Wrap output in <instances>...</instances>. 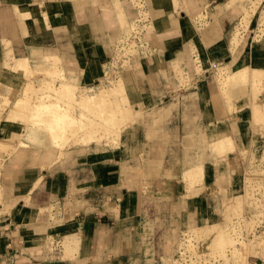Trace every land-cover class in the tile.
Wrapping results in <instances>:
<instances>
[{
	"label": "crops",
	"instance_id": "0c3cea01",
	"mask_svg": "<svg viewBox=\"0 0 264 264\" xmlns=\"http://www.w3.org/2000/svg\"><path fill=\"white\" fill-rule=\"evenodd\" d=\"M173 1L142 0L150 35L141 67L133 71L138 92L131 98L151 109L173 97L160 107L174 106L172 111L152 139L143 129L141 150L133 155L123 157L119 148L91 149L63 166L20 169L0 208V264H164V242L156 235L212 222L222 202L242 184L251 165L245 151L264 150V131L255 132L244 96L233 100L235 108L229 111L207 73L212 63L227 62L230 70L257 65L264 53L258 45L251 50L244 43L231 52L227 34L240 15L230 7L219 11L218 5L228 0ZM25 7L29 15L21 17L16 10ZM199 12L208 17L195 23ZM100 14V5L90 0L78 8L71 0H0V64L3 41L11 43L18 58L26 55L29 43L58 54L87 85L95 83L104 75L108 57L103 39L108 26ZM114 31L110 39L118 38ZM185 52L205 74L195 72L188 87L173 80L170 67ZM261 104L264 110V96ZM222 133H231L234 149L226 156L212 155L204 164L203 185L189 190L182 177L186 139L199 145L201 135ZM151 160H163L158 175L150 171ZM138 171L144 174L141 180L134 176ZM7 180L3 175V186L10 184ZM50 206L51 211H43ZM70 233L78 242L66 254L61 241Z\"/></svg>",
	"mask_w": 264,
	"mask_h": 264
},
{
	"label": "rangeland",
	"instance_id": "374dc122",
	"mask_svg": "<svg viewBox=\"0 0 264 264\" xmlns=\"http://www.w3.org/2000/svg\"><path fill=\"white\" fill-rule=\"evenodd\" d=\"M73 1L74 3H78V2L81 3L84 0H73ZM90 1L93 3L94 6L100 5L101 9H104V10L107 9L110 12L108 19L105 20L108 26V27H105L106 28L105 30H107V33L105 35L103 34L104 45L108 53V57H107L108 61L105 59L104 67H103L104 75L100 77L97 81H95V83L87 85L86 83H84L80 74H77L74 69H69L71 72L70 75H74V77L77 76L76 80L70 81L69 83H67V85L69 84L68 86L70 87L67 86L66 87L67 90L66 88L63 87V89L66 91H64L61 88L63 92L60 93L62 91L59 89V86L61 84L60 81L65 76H69V71L66 72V70L64 71L61 69L60 66L63 65L62 64L63 60H61L58 54H56L55 52H52L51 50L38 52L36 57L34 59L31 58L30 60V64L28 65V68L30 69L20 70L19 75L21 77L16 79L15 81V85H18L19 88H24L25 86L27 87L29 86L28 88L27 87L25 88V90L27 89L25 91L27 95L25 93L23 94L16 93L14 92V90L11 91L10 89H7V85H4L5 87L2 86L4 87L3 88L4 90L2 91L3 94H0V123L1 122H4V123H2V125L0 124V129L2 130L3 128V132H0V138H4V139L20 138L22 139V137H20L21 136L20 132L17 133L15 129V128H18V126L20 125L18 120L12 119L14 117L13 115H12L13 117L10 116L9 118H7L9 114L8 112L10 111L13 103L19 97L20 98L23 97L22 99H24L27 96L36 97L37 95H40L43 93L42 95L47 94L46 96H49V99L51 100L54 99L55 102L58 100L57 102L58 105H62V107L65 106L67 109L69 108V110H71L70 114L74 117L78 116L76 117L78 118V120L80 119V116H81L82 120L80 119L79 121L80 125L88 124L90 120L93 121L94 123L97 122V125L99 126V128H101L100 132L103 133V134L101 133L99 134H101L102 137L105 139L104 140L102 138L101 140L103 144L102 149L115 147V148L121 149L123 157H125L126 155L127 156L133 155L130 153V151L125 152L126 151L125 150L126 137H124V135L121 132H116L117 129H115L113 125L114 122L111 117H109L110 119L105 118L106 120L101 119L105 113H102L100 110L97 111L96 110L97 107H95V105L94 107L93 105H88L89 110H87L88 109L87 105L85 106L78 102H75V103L73 102L77 98V96L75 95L77 94V92L78 94L79 92H83L87 95H92L103 88L116 86L118 79L124 78L125 76H127L129 72L131 73V71L132 72L135 71L132 67V65L136 63V60L134 58L135 57L141 58L145 54V50L147 49V42H148L147 37H148L149 30L146 28L147 26L143 24V21L147 18V16L145 15L146 13L143 12L142 10V7H143L142 0H140L139 4H137L136 7H134V3L132 2V0H90ZM125 2L127 3L126 9L130 8L131 6L130 10L132 9L133 12L136 14L134 13L131 14V12L128 10L129 12L127 14L126 19L120 20L116 18V21L120 20L125 23V20H127L128 22L125 23V25L123 24L122 27H125V28L124 29L122 28L123 30H121V32L120 30H118L119 32L117 33L118 34L117 39H110L109 33L111 29H113V25H114L112 24L113 19H114V13H112V11L113 12L115 11L113 6L116 3L123 4ZM220 6L222 5H218V7ZM237 11L240 15V18L234 26L232 25L229 27V32L227 34L230 50L232 53H234L236 49L238 48V46L242 45L243 43L247 45V49H249L248 45L250 46L251 44V50H252L253 49L252 44L253 46L257 45V43L260 41L261 38L264 39V0H242V2H240L239 4V8ZM199 13H204L205 15L198 17ZM199 13L197 14L196 18H193V21L195 23L202 22L203 20H205V18L208 17L207 12L206 13L199 12ZM128 23L130 25L133 24L132 28L131 26L129 27ZM133 26L135 28H133ZM130 28L132 31L130 30ZM254 35H259L261 37H254ZM22 55H24V52L21 54V56ZM106 62H109L108 63L109 65L106 64ZM170 65L174 73L173 80H176L177 82H179L180 85L183 87H188L190 85L191 81L193 80L192 76L195 72L201 73L202 76H205V74H203L200 70L201 67L198 63V60L194 59L193 57L190 58V53L188 52L183 53L177 59H173L170 62ZM257 65L250 66V67L251 68L256 67ZM236 68H239V67H235L234 68L235 70H230L231 69L230 65L227 62L212 63L211 67L209 68L210 70L207 73L209 74V81H213V83L217 85L220 91V95L224 99L225 103L228 105L229 111H233V109L235 108L233 100H237L239 99V97L244 96L245 102L246 104H248L251 110V120L253 121L260 120V123L264 124V110H263V105L261 104V96H264V91H260V93L262 94L257 96L258 98L254 101L253 96L250 94L251 93L250 88L248 87V84L250 81V74L248 70H244L242 67V69L244 70V72H242L243 74H238V72L236 71ZM244 68H248V67H244ZM2 69H3V66L1 63L0 70ZM176 70L181 71L184 77V80H181V78L178 77L177 74H175ZM237 78H239L242 83L241 93L237 95L239 96L237 98L236 96L234 97L228 96V93H229L228 86L230 85V83H232ZM2 84L3 83L1 82V85ZM1 85H0V90H2ZM73 85L74 87L77 85L76 87L78 88L76 90L72 89ZM133 86L134 85H128L129 92H131L132 89H134ZM29 89L30 90L33 89L32 91L34 92L33 95H31L32 93L31 91H28ZM71 92L74 94L75 99L71 98L73 97ZM36 93L38 94L36 95ZM49 93L51 94V96L48 95ZM67 93L70 95H68ZM65 94H67L68 96H66ZM8 97H10L9 100H7ZM172 98L173 97H167L166 99H162L160 105L156 107H151V109H147L148 107H145L143 109L144 111H143L142 119H141V126H142L141 135L145 127H146V132H148L149 128L154 127L155 123L153 122V119L155 116V110L159 109L165 102H172ZM64 100H68V101H64ZM69 102L70 103L72 102V103L70 104ZM32 105L33 104H31V106ZM76 106L78 107V109ZM90 106H92L93 109ZM23 107H27L26 104ZM30 107H27L25 109H28V108L32 109L34 108V105L31 108ZM73 107L75 108V110L73 109ZM90 108L92 109L91 111L92 113L90 112L91 110ZM81 111H82V114L84 113L83 114L84 117L80 113ZM94 112L96 113V115ZM77 113H80L81 115ZM93 113H94V116H93ZM97 113L99 116L98 118H96ZM34 114L36 113H31V114L27 113V115L25 114L23 115V117L25 119L27 118L26 122L29 123V122H32L36 118L35 117L36 115ZM93 117H95L96 119H94ZM56 118L58 117L56 116ZM98 120H100V122H98ZM107 121L109 122L105 123ZM12 125H15V128L14 129L12 128V130H10ZM55 126L58 127L59 125H55ZM55 126L53 125V127ZM252 126H254V124H252ZM113 128L115 131L113 130ZM103 130H106V131H103ZM104 132L106 133V135ZM109 132L111 134H109ZM108 134L110 137L109 141L107 139ZM112 135H114L115 137ZM203 136L204 135H201L199 137L201 139V141H199L200 145L203 144V140H204ZM117 138L119 141L117 140ZM191 139L192 138H190V141L195 144V141ZM111 140H112L113 146H111L112 145ZM223 141L226 144L225 146L226 152L227 151L230 152L234 149L232 135L228 133H224L223 135H221L220 141L214 139L213 142L209 144V147H208L209 151L212 153L211 149L215 148V155L226 156L222 152V149H219V150L217 149L218 148L217 142H219V146L221 147ZM67 146L64 147V149H66V154H68V152L71 151V149H73V147L72 148L70 147L71 144ZM215 155L213 154V156ZM245 155H246V158L247 157L249 158L251 167L249 166V169L245 170L243 179H242L243 182L241 185H239L240 187H238V189L234 193H231V195L227 196L226 199L222 202V205L219 207V216L215 217L212 222H205V224L203 225L205 229H207L209 232L208 237H201V239H199L198 241L195 240L193 242L192 247L184 251V249L182 250V248L180 247V240H182L183 238H186L184 232L174 233L172 235L168 233H163V234L161 233V234L156 235L157 239L158 237H160V241L164 242L162 245H160V247L163 248V251L166 254V257H170V259L172 260L176 259L175 264H241L239 261H237V255L231 253L232 247L226 248V252H225L226 257H221L219 253L212 251L211 248L209 247L210 240L213 239L218 234V232H221L223 229H227L226 232H228L230 236H233L235 240V243H234L235 246L233 245V247L238 248L240 250L241 245L238 242L239 238L241 239L243 238L242 240L246 244L250 245L249 247H251V244L254 247L256 246V249H254L256 250L254 251L256 253H250V255H248L249 264H264V250H262V248L264 249V150L258 153L257 155L255 154L256 157H253V153L248 152V151H245ZM210 157H212V154L211 156H209V159ZM1 162H3L2 157H0V165H1ZM154 164L155 165L149 164L150 166L149 165L148 166L151 167L150 171L154 173L156 172V175H158L159 173L157 172L163 169V163L161 161H154ZM256 164L257 166L255 167ZM4 165H5V168L11 167V165L7 164V162H4ZM134 174H135L134 176L137 178H140V180L144 177V174L141 171L135 172ZM147 177H151V175L149 174ZM1 185L2 184L0 182V193L2 194L4 193L5 187ZM199 187H201V185ZM2 200H3V194L0 195V205H2ZM48 211L50 210H47V212ZM207 226H210V227L207 228ZM154 235L155 234L152 232L151 241L154 240ZM66 237L67 235L63 237V240L61 241V243L65 249L66 254H68V251H69L68 247L69 245L71 246V242L66 240ZM161 238L165 240H162ZM76 246L77 244H74V245L72 244L71 247L74 249ZM229 246L231 245L229 244ZM261 252L263 253V255ZM164 258H163V261H164ZM172 260H169V261H172ZM173 262L174 261L170 262L169 264H172Z\"/></svg>",
	"mask_w": 264,
	"mask_h": 264
},
{
	"label": "bare ground",
	"instance_id": "6f19581e",
	"mask_svg": "<svg viewBox=\"0 0 264 264\" xmlns=\"http://www.w3.org/2000/svg\"><path fill=\"white\" fill-rule=\"evenodd\" d=\"M71 1H73V0H71ZM177 1L178 0L173 1L176 3L175 5H178ZM132 2L134 3V7H136L137 4H139L140 0H138V1L132 0ZM240 2H242V0H228V2L225 3V5L218 7V9L220 12H222V10L224 11L227 7H230V9L235 8L237 10L239 8ZM79 4H80L79 2L75 3L77 8H78ZM126 6H127L126 2L123 4L116 3L113 6L115 11L114 12L112 11V13H114V19L112 18L113 19L112 24H114L113 29L115 30L114 32H116V33L119 32L118 30H120V32H121V30H123L125 28V27H122L123 24L125 25V23L128 22L127 20H125V23L123 21H120V20H124L127 18V14L129 11L126 9ZM26 10H27V7H25V9H23V10H18V8H17L16 11L19 15H21V17H27L29 14L27 13ZM179 10H181V9H179ZM67 11H69V10H67ZM42 14H43V17H45L44 11H42ZM100 15L103 17V19L105 21L108 19L110 12L107 9L106 10L101 9ZM204 15H205L204 13H199L198 17L204 16ZM119 17H121V18H119ZM116 18H118L120 20L116 21ZM42 20L43 19H39V20H37V22H42ZM132 25L129 24V27L131 26V28H132ZM131 28H130V30H131ZM133 28H135V27L133 26ZM25 30H26L25 27H23L24 33H25ZM149 35L150 34L148 33V36ZM254 37H261V36L254 35ZM259 42L257 43V45L261 48L262 52L264 53V39L261 38ZM3 47H4L3 57L1 59L3 69L0 70V81L3 84L1 85V82H0V85H1V87L4 85H7V89H10L11 91L14 90V92H16V93H20V94L25 93L27 95V93L25 92L27 90V89L25 90V88L27 86H25L24 88H19L18 85H15L16 79L21 77L19 75V73H20L19 71L22 69H30V68H28V65L30 64L31 58L34 59L38 52L49 51V49H46L44 46L33 45V44L28 43L25 45L26 55L18 58V57H15L13 55L11 43L9 41H3ZM134 59L136 60V63L132 65L133 69H140V67H141L140 57L139 58L135 57ZM106 60L108 61V58ZM108 63L109 62H106V64H108ZM62 64L63 65L60 66L61 69L64 71L66 70V72L69 71V76H65L62 79L63 81L62 80L60 81V83H61L59 86L60 90H62L63 87L66 88L69 85V84L67 85V83H69L70 81H75L76 77H77V76L74 77V75H70L71 72L69 69H73V68H71L72 66L70 65V63L63 61ZM250 66H254V65L246 64L244 66L236 68V71L238 72V74H243L242 72H244V70H248V72L250 74V81H249L248 87L250 88V92H251L250 94L253 96V99L255 101L258 98L257 96L262 94V93H260V91H264V58H262L258 62V65L256 67L251 68ZM242 67L244 70L242 69ZM244 67H248V68H244ZM175 74H177V76L180 77L181 80H184V77H183L181 71L176 70ZM64 80H65V82H64ZM128 85H134V86L136 85V74H134V72H132V71H131V73L129 72L127 74V76H125L124 78L118 79L116 86L103 88V89L97 91L96 93H94L92 95H87L83 92H79V94H78V92H77V94H75L77 96L76 99H75L74 94L71 92L73 97H74V98L73 97H71V98L75 99V101L73 100L74 101L73 103L78 102V103L83 104L85 106L87 105V107H88L87 110H89L88 105H93V107L95 105V107H97V109H96L97 111L100 110L102 113H105L103 117H102L103 114L101 115V117H102L101 119H105V118L110 119L109 117H111L113 122H114L113 125H114L115 129H117L116 132H121L124 135V137H126V140H125V142H126L125 143V145H126L125 150L126 151L125 152L130 151L131 154H135L141 150V144L143 142L142 141V135H141V129H142L141 119H142V114H143L144 110H143L142 106L139 105V103L136 105V104H133L131 101L133 94L135 92H138V90L136 89L137 87L135 88L133 86L134 89H132V91L129 92ZM76 86L74 87V85H73L72 89L76 90L78 88ZM4 87H2V90H0V92H2L4 90L3 89ZM68 87H70V86H68ZM228 87H229L228 96H231V97L236 96V98L239 97L237 95L240 94L241 90H242V83H241L239 78L235 79L232 83H230V85ZM53 88H54V86H53ZM30 89H31V87H30ZM30 89L28 91L32 92L33 89L32 90H30ZM63 90L60 93H62ZM66 90H67V88H66ZM66 90H64V91H66ZM53 91H55V90H53ZM70 91H71V89H70ZM33 93L34 92H32L31 95H33ZM46 93H44V94H46ZM50 93L48 95L51 96ZM0 94H3V92ZM37 94L38 93H36V95ZM42 94L37 95L36 97L27 96L24 99H22L23 97H21V98L19 97L13 103L10 111L8 112L9 114H8L7 118H9L10 116L11 117L14 116L12 119H15V120L17 119L19 124H20L18 126V128H15V125H12L10 130H12V128L13 129L15 128L17 133L20 132L21 136L19 134L18 135L20 137H22V139H20V138H8V139L0 138V157L3 158V162H1V165H0V182H1V178L3 177V175L5 177H8L7 181H8V183L10 182V184L4 186L5 190H4V193H2L3 196H5L7 193H9V191L11 189V182H14L16 179L19 178L20 172H21L20 169H22V168L29 167V168H38L39 170H43V169L46 170V168L48 169V168L55 167V166H63L67 163H73L75 160H77L76 159L77 156L82 154L84 151H88L91 149H93V150L94 149H101L103 146V144L101 142V140L103 138L101 134H103V133L100 132L101 128H99V126L97 125V122L94 123L93 121L90 120L88 122V124H81L80 125L79 121L81 119V116H80V119L78 120V118H76L78 116L74 117L70 114L71 110H69V108L67 109L64 105H63L64 107H62V105H58V103H57L58 100L55 102V100L53 99L55 94L52 98L54 101L49 99V96H46L47 94L46 95H42ZM67 94H65V95L66 96L70 95V94H68V95ZM139 94H140V92H139ZM22 96H24V95H22ZM58 96H60V95H58ZM9 98L10 97H8L7 100H9ZM24 100L27 103H25ZM64 101H68V100H64ZM66 103H64V104H66ZM25 104L27 107H30L31 104H33L34 108L25 109V108H27V107H23ZM73 105H71V106H73ZM81 106H80V108H81ZM74 107H73V109L75 110ZM87 107H85V108H87ZM90 107L93 109L92 106H90ZM166 107H167V105H166ZM173 107L174 106H168L167 108L163 107L164 110H160V108L155 110V116L153 119V122L155 123V125H154V127L149 128V130L146 134L147 139L153 138L156 131L160 128L161 123H163L165 118L169 115V113L172 111ZM77 109H78V107H77ZM92 109L90 110V112L92 111ZM94 111H95V109H94ZM162 111H163V113H162ZM27 113H30V114L36 113V114H34V115H36L35 116L36 118L34 120L32 119L33 120V121L31 120L32 122H29V123L26 122L27 118L25 119L23 117V115H25V114L27 115ZM80 113L82 114V111ZM80 113H77V114L81 115ZM94 113H93V116H94ZM83 114H82V116H83ZM74 115H76V114H74ZM95 115H96V113H95ZM56 116L58 118H56ZM98 117L99 116L97 113L96 118H98ZM93 118L96 119L95 117H93ZM93 118H91V119H93ZM143 118H144V116H143ZM251 121H252V124H254L253 128H254L256 133L258 132V130L263 131L264 124L263 123L261 124L260 120H255V121L251 120ZM98 122H100V120H98ZM108 122L109 121H107L105 123H108ZM2 123H4V122H1L0 124L2 125ZM53 125L54 126L59 125V126L53 127ZM103 128H105V127H103ZM105 129H107V128H105ZM113 130H114V128H113ZM103 131H106V130H103ZM107 131H109V130H107ZM0 132H3V128H2V130L0 129ZM99 133H101V134H99ZM109 134H111V133L109 132ZM109 134L107 136L108 141L110 138ZM223 134L224 133L219 134L220 136L215 135L212 137H206V135H205V136H203L204 140H203V144H201V145L200 144L195 145L194 143H192L190 141V139H186V142L184 140V142H185V157H184L185 169H184V173H182L183 174L182 177H183V180H184L186 187L189 190H195L203 182L202 181V175H203L204 164L207 160H210L209 156H211V153L208 152L209 151V148H208L209 144H211L214 139L220 141V137ZM228 134H231V133H228ZM105 135H106V133H105ZM112 136H114V135H112ZM117 140H118V138H117ZM122 140H124V139H122ZM106 141H104V142H106ZM232 141H233V139H232ZM70 144H71L70 147L71 148L73 147V149H71V151H69L68 154H66V149H64V147L67 145H70ZM111 144H112V140H111ZM193 144H194V146H193ZM111 146H113V144ZM217 146H218L217 149L218 150L222 149V152L225 155L227 153H229V151L226 152V149H225L226 144L224 141L222 142L221 147L219 146V142H217ZM233 148H234V146H233ZM211 150H212V155L213 154L215 155V148L214 149L212 148ZM248 152H252L253 157H256V155H257L256 153H255L256 154L255 155L253 151L248 150ZM215 156H217V155H215ZM154 161L155 160H151L149 162V164L155 165ZM4 162H7V164H10L11 166H14L17 168H11V167L5 168ZM162 162H163V160H162ZM181 171H180V173H181ZM168 176H170V175L168 174ZM1 184H2V182H1ZM202 185H203V183H202ZM2 194L0 193V195H2ZM47 210L51 211L52 207L50 206V207H48V209L47 208L43 209V211H47ZM203 225H191L186 230L182 231V232H184V234L186 236V238H183L182 240H180V247L182 248V250L184 249V251H185L186 249H190L195 240L198 241L199 239H201V237H208L209 232L207 229H205V227ZM232 225H234V224H232ZM208 227H210V226H207V228ZM226 230L227 229H223L221 232H218V234L213 239L210 240L209 247L211 248L212 251L219 253V255L221 257H226V254H225L226 248L232 247L231 253L237 255V261H239L241 264L248 263V261H249L248 255H250V253H256V252H254V251H256V250H254V249H256V246L254 247L250 243L251 247H249L250 245L246 244L242 240L243 238L241 239L238 237L239 238L238 242L241 245V248L239 250L238 248L233 247L235 240H234L233 236H230L229 233L226 232ZM170 235H172V234H170ZM66 240L71 242V246H72V244L74 245V244H77V242H78L77 237L74 233L67 234ZM254 242H255V240H254ZM229 244L231 246H229ZM71 246L69 245V247H68V250H69L68 253H71L74 250ZM150 249H151V245H149V248L147 251L148 254L151 253ZM262 250H264V249L262 248ZM262 255H263V253H262ZM71 256H72V254H71ZM169 260H172V259H170V257H166V255H165L164 264H169L172 261H174L173 263L175 264L176 259H174L172 261H169Z\"/></svg>",
	"mask_w": 264,
	"mask_h": 264
}]
</instances>
